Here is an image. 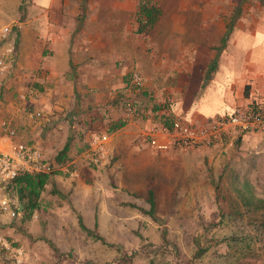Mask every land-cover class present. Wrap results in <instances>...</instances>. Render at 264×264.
I'll list each match as a JSON object with an SVG mask.
<instances>
[{
  "label": "rangeland",
  "instance_id": "374dc122",
  "mask_svg": "<svg viewBox=\"0 0 264 264\" xmlns=\"http://www.w3.org/2000/svg\"><path fill=\"white\" fill-rule=\"evenodd\" d=\"M214 2L219 11L226 10L228 22L264 32L260 17L264 5L253 0ZM29 4L30 0H1L0 26L7 22L16 31L18 21L30 18L17 31L22 36L20 48L31 57L43 34L38 31V19L26 15ZM160 4L163 29L176 27L182 13L178 0H160ZM242 15L248 18L239 19ZM161 36L154 32L153 42ZM164 36L170 45L177 35ZM255 44L259 54L264 52V39H256ZM15 64L0 87V118L10 120L18 140L37 138L41 145L43 139L49 141L42 146L43 156L53 160L67 126H48V115L38 102V80L29 67L18 69ZM258 132L262 131L241 132L209 153H181L185 155L175 160L140 142L142 153L131 156L129 172L123 160L121 168L110 174L115 160L110 155L99 167L79 170L77 179L54 173L50 178L58 176L56 183H47L39 207L28 220L21 221L19 213L12 218L0 214V236L23 249L21 264H264V232L256 228L257 220L264 218V130ZM144 156L146 161L140 162ZM149 189L154 218L140 210L148 209ZM246 199L260 207L248 211L243 204ZM79 221L90 234L80 228ZM196 239L205 250L192 259ZM0 264H14L1 249Z\"/></svg>",
  "mask_w": 264,
  "mask_h": 264
},
{
  "label": "crops",
  "instance_id": "0c3cea01",
  "mask_svg": "<svg viewBox=\"0 0 264 264\" xmlns=\"http://www.w3.org/2000/svg\"><path fill=\"white\" fill-rule=\"evenodd\" d=\"M138 1L30 0L26 15L38 19V31L43 34L31 57L20 48L22 36L17 31L30 18L25 16L24 21L14 25L13 63L18 69L29 67L33 79L38 80V102L48 115V126H67L63 144L69 142V153L79 146V135L88 144L93 134L104 132L106 155L100 165L111 155L115 160L110 174L121 168L123 160L127 163L123 168L133 170L129 163L133 164V157L142 153L138 143H146L148 129L160 123L157 110L161 106L168 107L172 117L195 125H207L246 103L264 109V52L259 54V44H255L256 39L263 41V31H249L245 25L228 22L226 10L219 11L212 0H178V12L182 13L177 26L165 29L160 0H147L158 14L151 25L138 30ZM199 16L203 20L196 22ZM238 17L242 20L247 16ZM260 17L264 22V12ZM154 32L162 34L156 38L158 44L153 42ZM172 32L177 36L169 45L164 35ZM132 71L141 78L138 88H131ZM118 98L123 99L117 105ZM124 99H131L139 109L156 112L149 117L125 119ZM113 120H122L123 124L108 131L105 123ZM32 140L39 143L41 150L49 143L43 139L41 145L39 139ZM225 142L221 137L198 151L149 148L166 153L165 159L175 160L185 155L181 153H209ZM85 149L68 162L74 170L69 179H77L79 170L93 167L83 160ZM145 156L140 162L146 161Z\"/></svg>",
  "mask_w": 264,
  "mask_h": 264
},
{
  "label": "built area",
  "instance_id": "2783aa9c",
  "mask_svg": "<svg viewBox=\"0 0 264 264\" xmlns=\"http://www.w3.org/2000/svg\"><path fill=\"white\" fill-rule=\"evenodd\" d=\"M16 32L10 24L0 26V87L8 69L15 60ZM132 88L141 85V78L135 71L130 73ZM1 89V88H0ZM160 123L152 125L146 135L148 146L157 151L184 150L198 151L209 147L215 140L224 137L232 141L241 132L264 128V109L246 103L236 106L227 116L215 117L207 125H195L172 117L168 107L161 106L158 110ZM156 111L139 109L132 101L123 103L124 118L132 116H152ZM162 119H167L165 123ZM160 135L158 138L157 134ZM104 132L93 134L83 153L86 165L97 167L106 155ZM69 163L55 165L44 161L41 147L37 141L16 139L14 125L6 118H0V214L12 218L18 214V203L7 194V185L19 172H57L73 176L74 170ZM0 249L5 251L14 264H21L24 257L23 249L12 246L0 236Z\"/></svg>",
  "mask_w": 264,
  "mask_h": 264
},
{
  "label": "trees",
  "instance_id": "16d2710c",
  "mask_svg": "<svg viewBox=\"0 0 264 264\" xmlns=\"http://www.w3.org/2000/svg\"><path fill=\"white\" fill-rule=\"evenodd\" d=\"M261 5H264V0H256ZM158 14V9L156 7L150 5L147 0H139L137 5V10L135 13L136 22L138 23V30L144 29L146 25H151L156 16ZM133 102V101H132ZM134 103V102H133ZM135 104V103H134ZM123 106V104H122ZM155 110V109H153ZM165 123H167V119H162ZM123 124V121H107L105 123L108 131H112L115 128L120 127ZM16 131V128H15ZM17 134V131H16ZM81 135L78 136L80 140L79 146H76L73 149V152L69 153L70 146L69 142H65L60 149H58L53 155V160H49L48 158H44L46 162H52L55 165H62L68 163L74 156L80 154L85 148H87V142L82 141ZM43 154V150H42ZM92 166V165H91ZM56 172L43 173V172H19L15 175V177L10 181V185H7V194L10 197H13L18 205H20V210L18 213L20 214V220L26 221L30 218L32 212L39 207L40 193L44 189L45 184L48 182L50 176ZM217 196V193H216ZM147 202L148 209H140L142 213L148 214L154 218V198L153 192L151 189L147 192ZM243 204L246 205L247 210L250 212L256 211L258 209V203H252L249 199L243 201ZM253 220H256L255 218ZM256 228H260L262 232H264V218L257 220ZM1 226V223H0ZM80 228L85 231L87 234H90L91 231L87 229L80 221ZM260 232V231H259ZM9 239V237H5ZM103 241L100 236L96 237ZM196 247L192 253V259H196L200 256V254L205 250L204 246L198 245L197 239L195 240ZM10 244L13 246L12 242Z\"/></svg>",
  "mask_w": 264,
  "mask_h": 264
},
{
  "label": "water",
  "instance_id": "95a60500",
  "mask_svg": "<svg viewBox=\"0 0 264 264\" xmlns=\"http://www.w3.org/2000/svg\"><path fill=\"white\" fill-rule=\"evenodd\" d=\"M20 210V205H19V207H18V211Z\"/></svg>",
  "mask_w": 264,
  "mask_h": 264
}]
</instances>
